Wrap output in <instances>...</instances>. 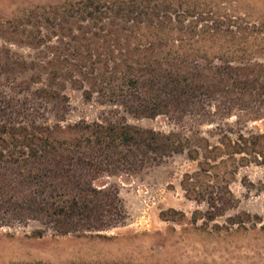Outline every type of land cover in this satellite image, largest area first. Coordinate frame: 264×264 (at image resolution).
I'll use <instances>...</instances> for the list:
<instances>
[{
	"label": "rangeland",
	"instance_id": "obj_1",
	"mask_svg": "<svg viewBox=\"0 0 264 264\" xmlns=\"http://www.w3.org/2000/svg\"><path fill=\"white\" fill-rule=\"evenodd\" d=\"M87 1L110 13L86 15ZM119 7L142 10L141 20L148 16L155 30L114 22ZM150 43L152 60L179 52L156 61L264 64V0H0L2 122L58 124L59 139L68 140L80 137L74 125L114 123L174 132L188 142L182 153L100 181L118 189L123 219L115 227L65 236L46 231L41 238L32 235L42 228L37 222L1 227L0 264H264V166L242 163L225 148L241 134H264V109L253 120L206 100L148 118L128 113L120 99L100 97L96 69L146 63ZM50 63L63 70L54 76ZM50 91L64 99H49ZM195 146L202 147L192 159ZM211 192L226 193L228 203L207 221ZM235 217L243 223L230 224Z\"/></svg>",
	"mask_w": 264,
	"mask_h": 264
},
{
	"label": "trees",
	"instance_id": "obj_2",
	"mask_svg": "<svg viewBox=\"0 0 264 264\" xmlns=\"http://www.w3.org/2000/svg\"><path fill=\"white\" fill-rule=\"evenodd\" d=\"M109 9L99 2L87 1L82 11L89 16L100 13L96 19H101L110 13ZM137 11L123 12L119 7L112 15L113 20L119 25L132 21L133 28L140 29L142 25L145 30H155L153 21L148 16L141 20L144 13ZM149 47L146 51L150 56L144 57L151 61L111 67L104 64L96 69V93L120 99L128 113L136 117L154 118L173 110L183 111L191 105L199 107L209 100L224 111L237 108L244 112L243 116L260 119L264 109L263 63L156 61L179 58L178 51L161 53L154 61L151 43ZM50 66L54 76L63 70L53 63ZM47 96L54 101L64 99L55 91ZM73 129L80 137L59 139L64 129L58 124L15 127L0 120V228L37 222L42 228L33 232L36 238L46 231L65 236L113 228L123 219L118 189L100 181L134 171L143 161L154 163L182 153L188 143L174 132L164 134L114 123H96L94 127L74 125ZM195 147L188 151L192 159L198 157L197 149L202 146ZM225 148L228 155H242V163L264 166V134H241L236 143L232 145L229 141ZM215 150L221 152L218 147ZM199 165L207 171L203 167L207 162ZM227 193L230 197V192ZM222 195L209 194L207 221L225 211L228 201L224 199L226 193ZM229 221L232 225L243 223L236 217Z\"/></svg>",
	"mask_w": 264,
	"mask_h": 264
}]
</instances>
